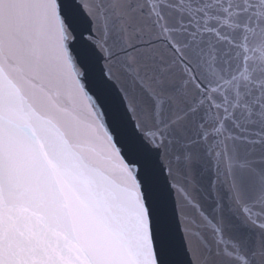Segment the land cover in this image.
I'll list each match as a JSON object with an SVG mask.
<instances>
[{
	"label": "snow or ice",
	"instance_id": "1",
	"mask_svg": "<svg viewBox=\"0 0 264 264\" xmlns=\"http://www.w3.org/2000/svg\"><path fill=\"white\" fill-rule=\"evenodd\" d=\"M0 264H264V0H0Z\"/></svg>",
	"mask_w": 264,
	"mask_h": 264
}]
</instances>
